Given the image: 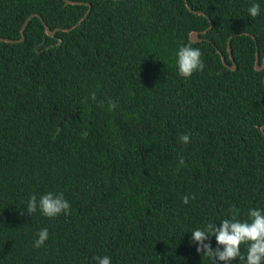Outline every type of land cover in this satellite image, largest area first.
I'll return each instance as SVG.
<instances>
[{"label": "trees", "instance_id": "trees-1", "mask_svg": "<svg viewBox=\"0 0 264 264\" xmlns=\"http://www.w3.org/2000/svg\"><path fill=\"white\" fill-rule=\"evenodd\" d=\"M69 1L0 0V264H213L191 232L264 211V0ZM47 192L69 214L27 215Z\"/></svg>", "mask_w": 264, "mask_h": 264}, {"label": "clouds", "instance_id": "clouds-1", "mask_svg": "<svg viewBox=\"0 0 264 264\" xmlns=\"http://www.w3.org/2000/svg\"><path fill=\"white\" fill-rule=\"evenodd\" d=\"M260 5L253 3L248 8V15L255 18L259 15ZM202 53L199 48L191 45H183L178 48L176 53L175 66L177 74L184 79L190 78L193 73L203 71L205 65L201 59ZM88 99L96 101L95 92L90 93ZM103 107V102L100 103ZM114 101L108 102V110L116 108ZM183 144L190 142V135L184 134L179 137ZM179 165H184L181 157ZM195 197L185 196L182 203L187 205L190 199ZM70 204L64 198L63 193L47 192L39 199L35 194L31 195L25 208L26 214L31 216L39 211L43 216L54 218L60 214H69ZM231 219H224L217 227L214 223H208L203 228H196L191 232V242L196 244L197 253H203L212 258L213 264H231L239 258L244 264H264V211L259 209L249 210V220L240 221L236 217L239 209L232 206L229 209ZM215 238L216 247L213 249L211 238ZM48 239V230L42 229L37 233V239L33 243L34 248H40ZM205 241H209L205 243ZM247 245L246 256L240 252V246ZM93 260L96 264H111L108 256H95Z\"/></svg>", "mask_w": 264, "mask_h": 264}, {"label": "water", "instance_id": "water-1", "mask_svg": "<svg viewBox=\"0 0 264 264\" xmlns=\"http://www.w3.org/2000/svg\"><path fill=\"white\" fill-rule=\"evenodd\" d=\"M67 3H70V4H76V2H72V1H69V0H65ZM80 4V3H79ZM88 7H89V9L87 10V12L84 14V16L82 17V19L78 22V24H80L81 23V21H83L86 17H87V15L89 14V12H90V5L88 4ZM186 7L188 8V10L191 12V13H195L191 8H190V6L186 3ZM198 15H202V16H205V14L204 13H202V12H198L197 13ZM27 21H28V19H27ZM209 24H210V26L209 27H212V25H211V22H209ZM44 28H45V32H46V34L48 35V36H50V37H53L54 35H55V33H56V31L58 30V29H55V30H53V31H51V30H49V28L46 26V25H44ZM69 30H71V29H64V31H69ZM202 34H206L207 33V30H204L203 32H201ZM23 39H24V36H23V32H22V30H21V39L19 40L20 42L21 41H23ZM189 40L191 41V42H193V43H196V42H200V41H202V39L201 38H199V33H197V32H191L190 34H189ZM0 41H8V40H6V39H0ZM37 51H38V48L36 49ZM228 52H229V55H230V49L228 48ZM230 59H231V61H232V58H231V56H230ZM221 60H222V62L225 64V60H224V57L223 56H221ZM258 54L256 53V59H255V70L256 71H261L262 69H263V65H264V59H263V61H262V64L259 66V64H258ZM230 70H235L236 69V66L234 65V63H233V66H229L228 67ZM263 82H264V78H263ZM261 131L263 132L264 131V126L263 127H261ZM264 133V132H263Z\"/></svg>", "mask_w": 264, "mask_h": 264}]
</instances>
